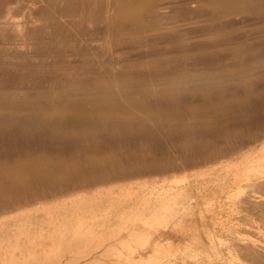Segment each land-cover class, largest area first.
Wrapping results in <instances>:
<instances>
[{
	"label": "bare ground",
	"instance_id": "1",
	"mask_svg": "<svg viewBox=\"0 0 264 264\" xmlns=\"http://www.w3.org/2000/svg\"><path fill=\"white\" fill-rule=\"evenodd\" d=\"M257 98L264 0H0V264H264Z\"/></svg>",
	"mask_w": 264,
	"mask_h": 264
},
{
	"label": "rangeland",
	"instance_id": "2",
	"mask_svg": "<svg viewBox=\"0 0 264 264\" xmlns=\"http://www.w3.org/2000/svg\"><path fill=\"white\" fill-rule=\"evenodd\" d=\"M35 5H37V4H35ZM40 5H41V4H40ZM40 5H37V7L40 6ZM37 7H36V8H37ZM19 13H22V14H19ZM19 13H18V14L20 15V17H22L21 15H24V17H26V15H27V14L25 15V12H24V11H21V12H19ZM18 17H19V16H18ZM31 28H34V25H33ZM34 44L36 45V43H34ZM34 47H35V46H34ZM261 99H263V98H257V100L255 99L256 101H255L254 99H253L254 101L252 100L253 102H257V103L260 104V105L258 104V109H256V108H257V107H256L257 105H255L256 103H255V104H252V105H251V103L249 104V105L252 106V107H253V105H254V107H253V111H252V112L255 113V114L257 113V114H256V117H255L257 120H255V119L253 118V117L255 116V114H252V112H251L252 108L249 107V106L246 107V108H247V109H248V108H251L248 112H251L250 114H252L253 116H252V115H249L250 118H248V115H247L246 117H247L250 121H252V122H253V121L255 122V121H258V120H259V123H261V124L264 125V123H263V122H264V109H262V108H264V107H263L264 102H263ZM263 100H264V99H263ZM261 101H262V103H263L262 106H261V104H262ZM255 107H256V108H255ZM259 107H260V108H259ZM261 107H262V108H261ZM246 108L244 109V113L246 112V111H245ZM254 108H255V109H254ZM260 109H261V111H262V112L260 111L262 114L259 112ZM255 110H257V111H255ZM258 112H259V113H258ZM246 114H248V113L246 112ZM246 114H245V115H246ZM258 115H259V116H258ZM251 116H252V117H251ZM257 116H258L259 119L257 118ZM252 118H253L254 120H252ZM260 121H261V122H260ZM261 126H262V125H261ZM189 129H191V128H190V127L187 128V130H189ZM201 129H204V127H201V126H200V127H199V130H201ZM203 131H204V130H203ZM203 131H202V133H203ZM207 131H208V130H207ZM200 132H201V131H200ZM204 132H205V131H204ZM208 132H209V131H208ZM208 132H205V133H208ZM185 133H187V131H186ZM173 135H174V134H173ZM168 138H169V139H168ZM34 139H35V140H34ZM34 139H32V140L30 141V144H29V145L31 146L30 148H32V149H30V150L27 149V147L29 148V145H28V144H27L26 149L22 147L23 150H28V151H30V152H28L29 154L31 153V151H32V154H33L34 152L36 153V151L39 152V151H38L39 149H40V152H41V149H43L44 145H45V147L47 146L46 148L43 149V150L45 151L47 148H49V146L46 144L47 142L49 143V145H50V142H51V145L54 144L53 147L50 145V148L52 147L51 150H53V149H56V150H54V151H60V150H61V147L57 148L59 145L57 146V145H56L53 141H51L50 139H49V141H48V138H45V139H44V141H45L46 143H44V141H42V143H44V145L40 142L43 138H42L41 140H39L38 138H34ZM171 139L174 141L173 136L168 135L167 139L164 137V140H165L164 142H166L168 145L173 144L174 142H173V141L171 142ZM166 140H167V141H166ZM169 141H170V142H169ZM39 142H40V143H39ZM31 143H34V144H31ZM52 143H53V144H52ZM166 143H165V144H166ZM34 145H35V146H34ZM41 145H42L43 147H42ZM32 146H33V147H36V149L33 148ZM55 146H57V147H55ZM15 147L17 148V149L15 148L17 153H18L19 151H21V149H22L20 146H15ZM37 147H38L39 149H38ZM50 148H49V150H50ZM15 149H13V151H14V152L12 151L13 153H15ZM33 149H34V152H33ZM17 150H18V151H17ZM23 150H22V151H23ZM43 150H42V151H43ZM22 151H21L20 153H22ZM47 151H48V149H47ZM4 152H5V151H4ZM4 152L1 151L0 155H1L2 153L4 154ZM12 152H11L10 154H12ZM26 152H27V151H26ZM26 152H24V154H25V155H29L28 153L26 154ZM3 154H2L1 156H3ZM24 154L22 153V155H24Z\"/></svg>",
	"mask_w": 264,
	"mask_h": 264
}]
</instances>
